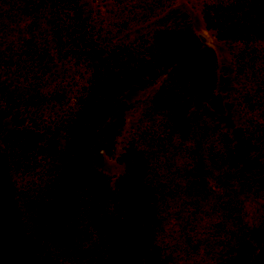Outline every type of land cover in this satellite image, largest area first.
Returning <instances> with one entry per match:
<instances>
[{"label":"trees","instance_id":"16d2710c","mask_svg":"<svg viewBox=\"0 0 264 264\" xmlns=\"http://www.w3.org/2000/svg\"><path fill=\"white\" fill-rule=\"evenodd\" d=\"M102 1L0 0V264H264V0H201L238 140L191 111L223 112L219 62L177 0ZM158 77L112 183L93 167L110 114Z\"/></svg>","mask_w":264,"mask_h":264},{"label":"rangeland","instance_id":"374dc122","mask_svg":"<svg viewBox=\"0 0 264 264\" xmlns=\"http://www.w3.org/2000/svg\"><path fill=\"white\" fill-rule=\"evenodd\" d=\"M95 6H100L104 1L92 0ZM177 5L184 9L191 17L194 27L200 38L215 51L218 62L217 91L223 98L224 110L221 113L215 112L208 105V101L195 97L192 101L191 111L203 112L210 116L216 124L223 126L230 131L234 139L241 137V126L239 117L234 109V73L230 60V40L227 35L219 33L204 17L201 10V0H177ZM162 82V77L148 79L139 85H132L127 88L119 97V100L110 114V120H118L120 123L119 135L113 143L99 145L94 162V170L109 175L112 183H115L123 174L124 162L122 159L123 140L129 128L133 113L140 103L151 96ZM247 203L254 200L247 198ZM172 264H209L200 259L196 260H172Z\"/></svg>","mask_w":264,"mask_h":264}]
</instances>
